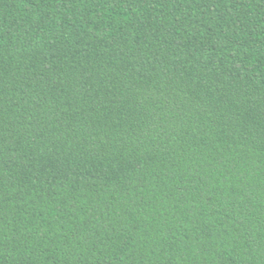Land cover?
<instances>
[{
  "label": "trees",
  "instance_id": "1",
  "mask_svg": "<svg viewBox=\"0 0 264 264\" xmlns=\"http://www.w3.org/2000/svg\"><path fill=\"white\" fill-rule=\"evenodd\" d=\"M0 264H264V0H0Z\"/></svg>",
  "mask_w": 264,
  "mask_h": 264
}]
</instances>
